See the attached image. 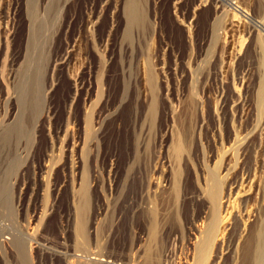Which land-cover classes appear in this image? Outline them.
Wrapping results in <instances>:
<instances>
[{
	"label": "rangeland",
	"instance_id": "obj_1",
	"mask_svg": "<svg viewBox=\"0 0 264 264\" xmlns=\"http://www.w3.org/2000/svg\"><path fill=\"white\" fill-rule=\"evenodd\" d=\"M0 172V264H182L195 178L212 172L225 191L244 179L221 212L224 264H239L264 191V0H0ZM135 196L156 230L142 249Z\"/></svg>",
	"mask_w": 264,
	"mask_h": 264
},
{
	"label": "bare ground",
	"instance_id": "obj_2",
	"mask_svg": "<svg viewBox=\"0 0 264 264\" xmlns=\"http://www.w3.org/2000/svg\"><path fill=\"white\" fill-rule=\"evenodd\" d=\"M7 99L12 100L11 96L7 92ZM140 113V112H139ZM17 111H12L9 115V123L16 120ZM137 120V114L135 116ZM86 129L89 130L91 126L90 118L85 120ZM141 145L139 141H135L133 144V160L137 156V152L140 150ZM173 149L175 152H180V145L174 144ZM134 162V161H133ZM132 167V172L136 176L139 175V179L143 185H150L149 181H146V167L145 163H129ZM227 173V172H226ZM229 173L223 174L224 179L228 177ZM145 179V181H144ZM203 182L198 177L195 178L193 192L196 194V200L200 201L202 208L195 215V217L201 220L200 223L193 224L190 229L192 238L188 239V246L192 252L186 254V258L182 264H224V252H223V230L221 224L223 216L221 212L227 210L230 203L232 194L234 196L242 195L240 189L243 185L244 179L236 185L235 183H229L227 191L223 189L222 177L212 172L208 174V177H202ZM164 186H170L171 181L166 177L164 179ZM0 183H2V174L0 172ZM228 185V184H227ZM181 194L184 196L187 189V180L183 176L180 179ZM244 191V190H243ZM234 197V198H235ZM143 198V197H142ZM141 197L135 196L131 206L132 218L134 224V244L143 246L144 248L149 245L155 238V227L152 224H148V217L150 214L151 206L147 202H144ZM145 199V198H143ZM182 202L184 198L182 197ZM99 212H93V218L90 221L89 228L85 229L84 223L79 219L77 225V234L82 238L83 243L88 242L92 238H96V218ZM248 215V214H247ZM246 215V216H247ZM252 218V219H251ZM140 220L142 224L140 223ZM242 226L240 225L239 240L236 242L233 250L238 252L239 264H264V191L259 208L252 212V214L243 220ZM252 222V223H250ZM238 227V226H237ZM92 229V230H90ZM93 240V239H92ZM241 240H243L241 242ZM141 248V247H140ZM142 249V248H141ZM227 252L231 249L226 247ZM158 264H173L168 255L164 257L159 256ZM89 261L90 264H115L114 262L101 257L76 254L71 255L70 263H81L83 261ZM156 263V261H154ZM157 264V263H156Z\"/></svg>",
	"mask_w": 264,
	"mask_h": 264
}]
</instances>
